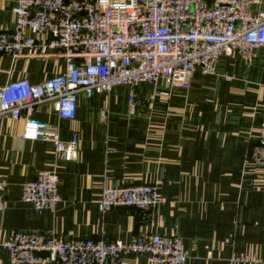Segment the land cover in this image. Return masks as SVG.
I'll return each instance as SVG.
<instances>
[{
    "label": "crops",
    "instance_id": "obj_1",
    "mask_svg": "<svg viewBox=\"0 0 264 264\" xmlns=\"http://www.w3.org/2000/svg\"><path fill=\"white\" fill-rule=\"evenodd\" d=\"M250 4L264 11V0ZM16 0H0V31L12 30ZM52 58L0 55V85L20 78L37 83L63 71ZM214 75L195 73L188 89L164 95L162 82L134 88L136 112L128 114L129 88L79 93L73 119H60L48 104L32 117L58 127L62 141L77 134L72 159L56 156L46 140H20L21 120L0 124V264H12L3 241L23 230L63 239L129 242L143 233L178 235L182 264H228L230 255L251 252L264 262V166L245 162L264 119V48L247 64L222 54ZM106 109L103 119L100 111ZM58 178L60 201L37 214L21 198L22 185L37 172ZM155 184L158 204L150 212L121 207L100 212L102 186ZM42 264H58L49 261ZM122 264H150L125 253Z\"/></svg>",
    "mask_w": 264,
    "mask_h": 264
},
{
    "label": "built area",
    "instance_id": "obj_2",
    "mask_svg": "<svg viewBox=\"0 0 264 264\" xmlns=\"http://www.w3.org/2000/svg\"><path fill=\"white\" fill-rule=\"evenodd\" d=\"M258 0H16L12 30L0 31V54L52 58L63 71L40 82L20 78L0 85V124L21 120L20 140H46L56 156L72 159L77 134L67 141L58 127L32 117L48 104L60 119H73L79 93L129 88L128 114L136 112L134 88L140 82H162L164 95L188 89L195 73L214 75L222 54L236 53L247 64L264 48V11L252 12ZM100 115L106 119L108 111ZM245 162L264 166V119L257 142ZM21 198L40 214L60 201L58 178L51 170L37 172L22 185ZM159 202L155 184L103 185L98 210L129 207L150 212ZM5 184L0 180V212ZM3 246L12 264H122L125 253L144 256L150 264H182L186 257L180 236L143 233L129 242L63 239L54 234L15 230ZM228 264H264L254 253H232Z\"/></svg>",
    "mask_w": 264,
    "mask_h": 264
},
{
    "label": "rangeland",
    "instance_id": "obj_3",
    "mask_svg": "<svg viewBox=\"0 0 264 264\" xmlns=\"http://www.w3.org/2000/svg\"><path fill=\"white\" fill-rule=\"evenodd\" d=\"M0 55H7V56L11 57L12 59L20 58V57H13V56H11V55H9V54H0ZM22 57H25V56H22Z\"/></svg>",
    "mask_w": 264,
    "mask_h": 264
},
{
    "label": "water",
    "instance_id": "obj_4",
    "mask_svg": "<svg viewBox=\"0 0 264 264\" xmlns=\"http://www.w3.org/2000/svg\"><path fill=\"white\" fill-rule=\"evenodd\" d=\"M212 0H207V2L209 3V2H211Z\"/></svg>",
    "mask_w": 264,
    "mask_h": 264
}]
</instances>
